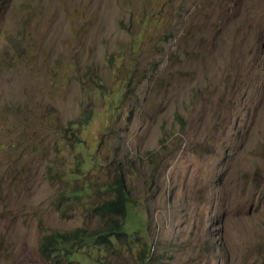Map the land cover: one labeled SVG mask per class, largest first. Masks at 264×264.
Instances as JSON below:
<instances>
[{
	"label": "rangeland",
	"instance_id": "1",
	"mask_svg": "<svg viewBox=\"0 0 264 264\" xmlns=\"http://www.w3.org/2000/svg\"><path fill=\"white\" fill-rule=\"evenodd\" d=\"M114 172L151 245L109 264H264V0H0V264H57L44 233L104 222L60 196Z\"/></svg>",
	"mask_w": 264,
	"mask_h": 264
},
{
	"label": "trees",
	"instance_id": "2",
	"mask_svg": "<svg viewBox=\"0 0 264 264\" xmlns=\"http://www.w3.org/2000/svg\"><path fill=\"white\" fill-rule=\"evenodd\" d=\"M120 68L119 63L118 70L122 72ZM132 73L115 75V86L110 90L111 95H107L109 101L116 104L109 105L108 109L111 113L121 112L119 107L121 97L128 91V87L135 86L136 81ZM94 115L95 113L90 112L81 113L77 121L68 122L58 133L63 143L64 138L74 137L75 140L69 145V150L75 157L72 159L75 169L83 172L82 174L68 173L69 180H74V177L79 178L84 171L87 174L89 164L92 163L95 166L97 164V152L91 157H85L83 154V150L88 149L92 141L86 136L83 137L86 140L82 141L79 134L81 131L84 133L88 131ZM99 146L98 142L96 147ZM100 182L83 179L81 185L65 191L59 200L69 198V206L65 208L79 205L82 199L85 200V205L92 201L91 210L104 220L103 224L96 229L86 227H79L72 231L49 229L43 234L39 244V252L46 260L57 264H109L106 257L108 252L123 251L136 254L137 258L147 262L150 255V237L146 230V220L135 205L136 199H133L125 190L124 180L116 172L113 173L110 182L106 179L103 185H100Z\"/></svg>",
	"mask_w": 264,
	"mask_h": 264
},
{
	"label": "clouds",
	"instance_id": "3",
	"mask_svg": "<svg viewBox=\"0 0 264 264\" xmlns=\"http://www.w3.org/2000/svg\"><path fill=\"white\" fill-rule=\"evenodd\" d=\"M133 78H134V77H133ZM128 88H129V87H128ZM93 202H94V201H93ZM91 203H92V201L89 202V203H87L86 206H85V209L88 210L89 212H92V210H91V209H92V205H91ZM94 203H95V202H94ZM93 213H94V212H93ZM88 229H89V228H88ZM92 229H93V228H92ZM39 244H40V243H39ZM110 253H113V252L110 251V252L107 253V255L110 254ZM107 255H106V256H107ZM107 260H108V259H107Z\"/></svg>",
	"mask_w": 264,
	"mask_h": 264
}]
</instances>
